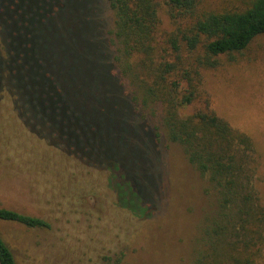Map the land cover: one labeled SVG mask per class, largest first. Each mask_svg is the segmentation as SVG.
Wrapping results in <instances>:
<instances>
[{"label": "trees", "instance_id": "16d2710c", "mask_svg": "<svg viewBox=\"0 0 264 264\" xmlns=\"http://www.w3.org/2000/svg\"><path fill=\"white\" fill-rule=\"evenodd\" d=\"M106 1L113 17L108 41L117 52L112 74L135 109L154 119L152 136L115 112L114 93L104 85L109 67L94 53L90 0H0V99L12 98L20 120L46 146L108 171L118 205L140 217L153 206L148 192L157 187L152 138L159 142L165 128L215 197L193 264H258L264 202L255 187L254 142L215 113L202 70L264 34V0L214 8L201 0ZM162 10L171 28L163 25ZM0 222L51 227L1 206ZM124 262V252L102 257V264ZM0 264H19L1 233Z\"/></svg>", "mask_w": 264, "mask_h": 264}, {"label": "rangeland", "instance_id": "374dc122", "mask_svg": "<svg viewBox=\"0 0 264 264\" xmlns=\"http://www.w3.org/2000/svg\"><path fill=\"white\" fill-rule=\"evenodd\" d=\"M95 12L94 53L109 76L115 112L152 136L154 119L135 109L112 74L115 48L109 44L113 17L106 0H90ZM203 1V2H202ZM249 0H201L203 6H239ZM163 25L171 28L164 10ZM93 31V27L87 28ZM90 55L88 62L93 61ZM216 68L202 70L203 89L216 114L253 140L258 169L255 187L264 202V34L248 48L221 56ZM115 69V68H114ZM192 107L187 109L191 112ZM144 115V116H143ZM151 157L157 187L144 217L118 205L109 172L85 167L49 148L18 117L12 98L0 99V206L38 216L51 227L0 222V233L19 264H102V257L125 253L124 264H193L201 235L215 212L208 178L187 159L162 128ZM152 191V192H151ZM146 203V201H145ZM144 203V205H146ZM258 264H264V255Z\"/></svg>", "mask_w": 264, "mask_h": 264}]
</instances>
